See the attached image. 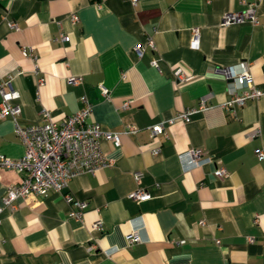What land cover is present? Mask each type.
I'll list each match as a JSON object with an SVG mask.
<instances>
[{
	"label": "crops",
	"instance_id": "0c3cea01",
	"mask_svg": "<svg viewBox=\"0 0 264 264\" xmlns=\"http://www.w3.org/2000/svg\"><path fill=\"white\" fill-rule=\"evenodd\" d=\"M250 1L0 0V81L19 94L21 124L60 121L85 95L89 119L120 140H101L108 165L78 173L60 191L3 207L0 264H264V159L256 155L264 151V96L236 109L223 105L233 87L228 68L246 67L264 90V0H257V23L222 24L225 13ZM193 27L198 49L189 46ZM147 38L155 48L138 58L133 47ZM176 69L191 78L179 82ZM203 96L207 108L152 137L151 125L197 108ZM129 124L137 131L124 133ZM190 149L211 162L189 168L180 155ZM23 153L12 118L0 117V154ZM219 165L225 177L214 175ZM21 179L0 168V206L8 185ZM138 188L150 197H131ZM65 194L85 200L81 219L69 215L74 206ZM133 229L140 241L130 245Z\"/></svg>",
	"mask_w": 264,
	"mask_h": 264
},
{
	"label": "built area",
	"instance_id": "2783aa9c",
	"mask_svg": "<svg viewBox=\"0 0 264 264\" xmlns=\"http://www.w3.org/2000/svg\"><path fill=\"white\" fill-rule=\"evenodd\" d=\"M136 3L137 0H132ZM257 0L244 3V8L240 11L227 12L222 17V24L242 23L248 21L257 23L256 19ZM71 21L75 22L78 16L74 13L70 15ZM14 26L13 23L10 24ZM67 35H61L62 40H68ZM189 46L192 49H198L200 46V31L197 27L190 29ZM154 49V41L147 38L144 42H137L133 50L138 58L144 55L145 49ZM30 47L22 48L24 56L29 55ZM152 66H158L157 60L150 61ZM226 78L233 81V87L230 89V97L224 102V106L230 109H236L243 106L247 101L255 100L264 96V90L258 89L253 84V77L246 67L240 72H233L230 68L226 70ZM176 79L179 82L188 81L191 77L185 75L182 69H176ZM10 78V77H9ZM71 83L80 82V77H69ZM43 82V77L37 79V84ZM238 88L240 90H238ZM100 92L106 98H109L108 90L105 86H99ZM0 117L10 116L14 122V130L24 145V153L17 158L7 157L0 154V168L14 170L22 173V179L17 184H9L3 197V206H0V213L4 206L13 207V202L18 198L26 197L33 193L35 195L45 196L49 191H60L68 181L74 178L78 173H94L98 168L109 164V160L101 149V140L106 138L113 141L114 145L120 144L119 136L115 132L102 129L98 122L89 119L92 103L82 95L80 100L82 107L65 116L60 121L46 118L41 123L22 125L18 119L21 108L17 99L19 94L9 85V80L0 81ZM207 96L200 99L197 108H184L179 110L174 116L166 120H161L149 127L152 137L164 133L166 127L175 120L189 122L192 116L198 111H202L209 105ZM129 100H124L123 108H127ZM47 115V113H45ZM137 131V127L132 124L126 125L124 133ZM258 133L257 129L252 135ZM160 145L151 149L153 154L158 153ZM200 149H190L180 155L182 161L189 159L191 166L189 168L211 162L210 157L201 159ZM259 159H264V151L256 150ZM214 175L218 178L225 177L228 172L223 165L217 166ZM135 180H139L141 172H135ZM131 197L140 200H146L150 193L143 188H138L131 193ZM65 199L72 204L69 215L81 219L82 211L86 206L85 200L75 199L71 194H65ZM93 228H100L101 222L97 220L92 223ZM128 244H135L140 241V237L133 229L126 235ZM182 242V241H180Z\"/></svg>",
	"mask_w": 264,
	"mask_h": 264
}]
</instances>
